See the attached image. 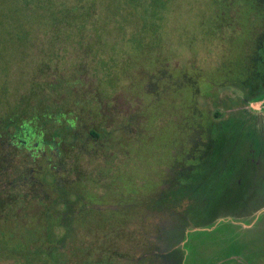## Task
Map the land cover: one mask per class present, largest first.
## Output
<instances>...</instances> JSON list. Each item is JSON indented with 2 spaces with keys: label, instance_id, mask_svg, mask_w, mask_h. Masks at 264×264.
I'll return each instance as SVG.
<instances>
[{
  "label": "rangeland",
  "instance_id": "1",
  "mask_svg": "<svg viewBox=\"0 0 264 264\" xmlns=\"http://www.w3.org/2000/svg\"><path fill=\"white\" fill-rule=\"evenodd\" d=\"M85 42L88 51L104 57L83 71ZM262 45L264 0H0V132L19 113L39 115L35 105H25L31 85L53 78L55 69H63L59 75L67 87L61 106L76 98L87 104L97 95L110 114L96 117L86 108L74 132L87 142V155L77 162L76 172L85 170L95 182L66 183L58 174L63 164L56 150L46 149L27 169L29 178L51 186V191L47 188L45 207L32 198L25 210L37 216L49 213L52 221L46 232L34 225L37 218L23 225L0 212V264H74L65 260L81 259L70 252L68 235L74 230L65 223L72 203L79 202L76 193L83 195L80 204L86 203L75 209L86 216L85 222L96 223L91 233L101 234L107 223L113 242L98 248L116 254L112 264H264L262 216L247 228L229 217L217 220L225 214L207 199L159 213L143 209L139 201L144 197L153 208L183 180L189 154L184 162L180 156H186L194 141L199 146L200 126L205 125L199 113L264 115V102L252 101L264 96ZM92 72L94 77L89 76ZM90 127L114 136L94 141ZM89 147H96L98 156L86 157ZM236 152L235 160L243 159ZM115 153L114 159L103 161V155L106 159ZM98 164L116 170L98 175ZM72 170L64 168L68 174ZM234 170L239 174L238 167ZM12 195L13 212L21 216L22 197L17 189ZM79 219L73 216L72 222ZM244 219L242 224L250 222ZM185 222L190 227L181 242ZM197 224L205 228L192 229Z\"/></svg>",
  "mask_w": 264,
  "mask_h": 264
},
{
  "label": "trees",
  "instance_id": "2",
  "mask_svg": "<svg viewBox=\"0 0 264 264\" xmlns=\"http://www.w3.org/2000/svg\"><path fill=\"white\" fill-rule=\"evenodd\" d=\"M86 26H84V28H86ZM83 32L88 31L83 30ZM87 47L88 43L85 42L80 57L83 71L91 64L94 65V59L99 60L98 58L100 56L104 57L102 54L96 55L91 53L86 49ZM44 69V73L47 71L46 74L48 75V69H50V67L46 64ZM62 70L63 69H55L52 71L53 78H45L44 81H37V84L34 83L31 85L30 98L25 105H35L37 109L36 113L39 115L34 116L32 114L27 117V115L19 113L20 116H18L17 120H10L5 126V130L3 129L0 132V212L5 214L6 220L13 219L23 225L29 223L30 219L37 218V222L34 225L46 232L48 230L47 224L52 221L51 214L45 212L44 215L40 213L37 216L36 213L34 214L30 210H25L27 209L25 202L31 203L32 198H35V200L39 202V206L42 205L45 207V200L48 198V191H51V186H44L43 182L33 180L32 177L29 178L26 172L27 169L29 167L32 169V166H35L38 158L41 156V158L44 157V151L46 149H48V151L56 150L55 153L58 156L57 160L63 164V172L61 171L58 174L63 177L66 183H70V185L81 183L82 186H87L86 182H95V179H93L91 175H88L85 170H81L80 173L76 172L78 171L77 162H80L82 155H87L83 153L84 146L87 142L79 138L77 139V137L74 136V132L78 127V123H80V114L83 113L86 108L88 112L96 117H103L107 114L110 115L102 104V100L99 96L97 97V95L96 97L90 98L87 104L83 99L78 100L76 98L74 100H68L66 104L61 106L60 102L63 101V94L67 88L60 78L61 75H59L62 74ZM92 73L93 75L90 74L89 76L94 77L95 72ZM34 101L36 102L34 103ZM79 101H82V103H78ZM21 111L23 112V110ZM70 112L73 113L72 116L68 115ZM215 115L220 118L213 119L214 116L206 115L205 113H199L197 115L198 119L205 120L204 127L200 126L198 123V126L201 127V132H199L201 138H198L199 146H197V141H194V144L190 146L191 149L187 152L186 156H180L181 162H184L182 160H185L189 154V160L184 162V164L187 162V166L182 170L184 171L183 180L177 185H171L175 191L172 190V192L161 195L163 201L158 200L153 208L152 203H150L151 208H149L147 199L145 201V198L141 197L139 201L143 209H148L153 213H159L158 210L176 209L178 205L182 206L183 204H186L189 208L192 202L206 200L209 195L211 199L213 196V205H217L219 201H226L229 197L228 194L230 193L231 187H237L236 179L238 174L234 169L240 161L238 159L235 160L237 148L232 149V144L239 140L240 129L243 126H247L250 116L247 112L243 113L242 111L227 117H224L219 111H216ZM100 125L102 124L100 123ZM97 130V128L94 129L90 127L88 131V134L95 138L94 141L101 143L105 140L104 138L101 139L103 136L108 137V141L112 140V136L114 135L111 131L107 134L98 132ZM107 130L108 129H105V132ZM128 137L130 139L132 138L129 135ZM21 139L23 140L21 141ZM34 142H37V144L35 145ZM117 144H119V142H117ZM102 151H104V154L107 152L104 150V146ZM101 154L103 153L101 152ZM115 155L116 153L114 155L108 154L106 159L103 155V161L106 162L108 159H114ZM96 156H98L96 147H89V153L86 157L95 158ZM191 157H195L197 160L191 161ZM230 157L234 159H230ZM45 158L48 159V163H52L51 157H47L46 155ZM188 163L190 165L194 163V168L191 165V170L193 172L187 171ZM67 166L74 168L71 174H68V171H64V168ZM52 168L57 170V166H53ZM10 169L13 170L10 171ZM106 169H108L110 173L116 170L115 166L112 168L111 165L98 164L96 167L97 174L102 175V172ZM182 171L180 173H182ZM65 174H67V176ZM12 175L13 177L10 178ZM100 177L101 176L97 178L99 181ZM53 185L54 184H52V186ZM47 188L49 189L48 191ZM16 189L19 199L22 197L21 203L19 204V207L23 210L21 216L13 212V206L16 203L14 199L11 201V198L13 197L12 193L15 192ZM210 189L212 191V196ZM76 194V202L78 200L79 202L77 204L75 202L74 205H76L74 207L72 203L70 211L68 212V222L65 223L69 225V230H74V233L68 235L71 239L68 245L70 252L73 249L72 252L74 255L78 256V258L82 256L81 259L70 258L65 261H75L74 264H112L116 254L111 250L109 251V248H98V246H102L104 243L111 245L110 242H113L111 236H109V231L106 229L107 223H105L104 230L101 231V234L96 235L95 233H91L89 231L90 226L96 223L85 222L86 216H82L80 211L75 209L86 203L82 199L83 203L80 204L79 198L83 195L81 193ZM184 200L187 201L184 203ZM93 209H96V211L100 210V208L95 207H93ZM76 210L77 212H75ZM73 216L80 217L79 221L72 222ZM197 217H199V214H197ZM200 220L202 219L199 218L195 221L199 223ZM143 221H145V219ZM61 222H63V217ZM65 223L64 225H66ZM75 227L77 228L75 229ZM46 232L43 234L44 243L47 241L45 239ZM81 232H84L83 235L80 234ZM33 235L34 239H42V236L38 234V236H36V234ZM123 235L124 233L122 236ZM208 243L209 247H211V245H213V240H208ZM76 245L79 247L77 248ZM94 255H96L97 259L91 258V256Z\"/></svg>",
  "mask_w": 264,
  "mask_h": 264
},
{
  "label": "flooded vegetation",
  "instance_id": "3",
  "mask_svg": "<svg viewBox=\"0 0 264 264\" xmlns=\"http://www.w3.org/2000/svg\"><path fill=\"white\" fill-rule=\"evenodd\" d=\"M259 50L264 53V46H260ZM252 101L255 103H263L264 96L255 98ZM215 112L213 113V119L220 118L219 116L215 115ZM261 112L262 111H258V115H252L247 112L250 116L247 126L241 127L240 135L238 137L239 140L232 144V149H239L240 155L243 156V159L240 158V162L237 165L239 170V174L236 179L237 187H231L230 193L228 194L229 197L226 199V201H219L217 205H213L210 195L207 197V203L210 206L213 205L214 208H218L219 211L221 210L225 214L224 216H220L217 220H222L223 218L225 219L226 217H229L232 219V221L239 222L240 225H245L247 228L252 227L255 217L257 220H259L261 216V219H264V115ZM22 140L23 139H21V141ZM34 144L36 145L37 142H34ZM190 159L191 161L197 160L195 157H191ZM246 163L251 164V166L248 167ZM191 165L193 167L194 163ZM191 165L188 164L187 171H192ZM241 165H245L249 170H247L246 167H241ZM230 210L234 212H230ZM188 211L192 217H196V214L193 215L192 212H190V209H188ZM221 211L220 213H222ZM226 212L233 213L234 215L227 214ZM253 215V220H251ZM199 218L200 217H197L196 219ZM244 218L250 219V222L247 224H242V221L245 222ZM185 225L188 224L185 222ZM189 227V225L185 227L181 225V233H183L180 235L181 242H185V233L188 232L187 230ZM204 228L205 227L197 224L192 229L201 230Z\"/></svg>",
  "mask_w": 264,
  "mask_h": 264
}]
</instances>
